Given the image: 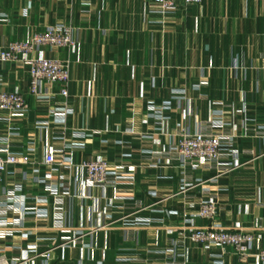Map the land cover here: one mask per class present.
I'll return each instance as SVG.
<instances>
[{"label": "crops", "instance_id": "0c3cea01", "mask_svg": "<svg viewBox=\"0 0 264 264\" xmlns=\"http://www.w3.org/2000/svg\"><path fill=\"white\" fill-rule=\"evenodd\" d=\"M149 2L0 0V46L27 39L48 25L72 28L77 42L73 53L63 47L43 51L46 57L70 61L67 105L73 112L67 116V130L95 132L86 138L83 150L74 151L73 160L101 155L117 165L124 152L118 142L129 143L134 152L127 164L134 166V182L121 185L122 196L142 204L136 213L125 199L109 205L112 190L87 188L84 172L44 165L45 133L35 123L48 119L51 109L61 110L62 99L56 94L50 100L35 99L29 93L28 68L0 64V89L19 92L28 105L26 116L11 123L0 112V141L9 139L33 159L6 167L0 197L5 199L17 187L10 203L20 202L21 195L24 205L47 212L43 220L26 215L20 229L0 240V256L8 262L18 258L17 264H39L50 249L48 264H141L137 260L149 257L148 250L164 247L187 220L194 226L207 224L194 216L197 206H187L205 188L223 207L217 222L253 231L259 236L256 247L264 245V0H202L187 6L178 2L167 14ZM201 82L199 88L192 87ZM183 89L187 98L182 105L190 100L193 109L185 120L171 98ZM166 100L172 101L169 131L176 124L195 131L209 119L211 101L244 108L241 115H224L236 124L234 146L243 153L242 165L216 183L206 181L213 171H189L193 188L185 193L192 197L180 192L183 175L177 162L150 167L139 153L160 154L167 142V135H158L160 145L144 144L141 137L151 128L142 123L147 103ZM130 127L133 133L127 132ZM49 172L68 188V195L57 199L37 181ZM37 197H44V203L36 204ZM58 206L60 224L55 221ZM15 216L10 210L8 217ZM134 217L151 222L134 224ZM79 230L81 243L62 245L63 237L77 236ZM186 257L190 264H253L239 262L229 248L200 244L190 245Z\"/></svg>", "mask_w": 264, "mask_h": 264}, {"label": "built area", "instance_id": "2783aa9c", "mask_svg": "<svg viewBox=\"0 0 264 264\" xmlns=\"http://www.w3.org/2000/svg\"><path fill=\"white\" fill-rule=\"evenodd\" d=\"M149 4L157 7L163 13H172L177 8V3L183 6L200 4L202 0H149ZM66 48L69 52H74L77 48L76 39L73 36L72 28L66 24L57 23L48 25L42 31L33 33L25 41H12L0 46V64L15 63L25 65L29 75V93L39 101L50 100L54 94L62 99L61 110L51 109L48 119L40 120L35 123V127L45 133L44 135V165H59L65 169L84 172L85 186L87 188L98 187L103 191L112 190V197L109 205L116 200H128L129 205H133L136 213L142 209L139 200H134L130 195L122 196L123 184H133L134 166L128 165V160L132 157L134 148L129 143H118L124 149L121 155V163L111 164L104 156L88 157L82 161L73 160L74 151L85 148V140L95 133L87 129L67 130L66 119L73 112L67 105L69 96L68 84L70 81V61L49 58L44 55V48ZM234 68H237L235 66ZM204 83L193 84V88H199ZM1 86V78H0ZM58 88L57 93L52 89ZM178 103V109L182 119H189L193 109L190 100L183 107L186 100V91H175L171 97ZM211 115L209 119L200 123L195 131L187 126L176 124L169 131L170 112L172 101L166 100L160 103L148 102L142 123L151 127L149 132L141 134L144 144L160 145L158 135H167L168 139L160 154L149 150H140V154L149 160L146 164L156 167L160 163L171 161L177 162L181 168L183 178L181 179L180 192L192 197L185 192L193 185L188 182V172L195 170L213 171L215 175L206 181L216 183L218 178L229 174L238 169L241 165V155L243 154L234 146L236 137V124L231 120L224 119V115L238 116L244 112V108H235L232 105L224 104L220 101H211ZM28 109L27 102L23 95L17 91H6L0 89V112L6 114L5 120L11 123L14 120H21L26 116ZM248 129V128H247ZM127 132L133 133L132 127ZM32 158L20 150V147L12 144L9 139L0 141V181L8 165L33 163ZM125 163V164H124ZM35 174L38 169H34ZM40 183L45 185L46 191L61 199L62 195H68L67 187L63 182L55 180L49 172L37 178ZM204 181H201L202 183ZM122 185V186H121ZM65 189L61 193L59 190ZM20 190L15 187L12 192L5 195V199L0 197V240L11 237L14 230L20 229L24 222V217L30 214L36 218L44 219L47 212L36 206H26L23 204L24 196L20 195V202H9L15 197V191ZM185 196V197H186ZM36 204L44 203V197H37ZM16 200V199H15ZM188 208L197 206L195 217L204 219L207 224L194 226L191 219L187 224L179 227L176 235L167 238V244L162 248L148 250L149 257L137 260L141 264H190L186 257V250L190 245L200 244L205 248L216 247L221 251L231 249L239 262L247 263L249 260L253 264H264V245L256 247L259 236L253 231L235 227L229 229L216 221V217L223 207L218 202L216 194H211L206 188L202 189L201 196L187 202ZM10 210L16 211L17 216L8 217ZM96 210V205L94 207ZM170 213V212H168ZM55 221L57 224L62 222L61 207L58 206ZM135 223H149L151 219L134 217ZM104 226V225H102ZM65 227H63L64 229ZM169 235L173 230H168ZM82 231L77 232V236L63 237V246L81 243ZM50 250V249H49ZM43 253L46 261L50 259V251ZM46 261L39 264H48ZM18 258H13L8 262L0 256V264H17ZM33 264V263H31ZM81 264V263H80ZM96 264H102L98 262Z\"/></svg>", "mask_w": 264, "mask_h": 264}, {"label": "rangeland", "instance_id": "374dc122", "mask_svg": "<svg viewBox=\"0 0 264 264\" xmlns=\"http://www.w3.org/2000/svg\"><path fill=\"white\" fill-rule=\"evenodd\" d=\"M53 25H55V24H53ZM42 30H44V29H42ZM42 30H41V31H42ZM36 32H38V31H35L34 33H36ZM32 34H33V33H32ZM32 34H31V35H32ZM31 35H30V36H31ZM27 39H28V38H27ZM27 39H24V40H17V41H25V40H27ZM11 42H12V41H11ZM50 50H51V49H50ZM145 111H146V108H145ZM144 115H145V114H144Z\"/></svg>", "mask_w": 264, "mask_h": 264}]
</instances>
